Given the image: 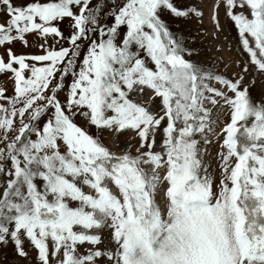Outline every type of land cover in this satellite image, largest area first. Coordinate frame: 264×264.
Listing matches in <instances>:
<instances>
[{"label":"snow or ice","instance_id":"snow-or-ice-1","mask_svg":"<svg viewBox=\"0 0 264 264\" xmlns=\"http://www.w3.org/2000/svg\"><path fill=\"white\" fill-rule=\"evenodd\" d=\"M258 79L264 0H0V264H264Z\"/></svg>","mask_w":264,"mask_h":264},{"label":"rangeland","instance_id":"rangeland-1","mask_svg":"<svg viewBox=\"0 0 264 264\" xmlns=\"http://www.w3.org/2000/svg\"><path fill=\"white\" fill-rule=\"evenodd\" d=\"M206 28H208L209 27V25H208V22H207V18L205 19V25H204ZM196 27V25H195V23H193V24H191V25H189V29L191 30V29H194ZM229 39H231V36L229 37ZM204 47H205V49H206V51H205V56L206 57H211V56H213V55H215V52H214V50H207L210 46L207 44V43H205V45H204ZM233 47V51L231 52V53H227L226 55H232V56H235L236 55V53H235V51H234V49H235V45H233L232 46ZM18 51H23V49H17ZM29 50H32V49H29ZM261 90H264V80H260V79H258L257 80V83H256V88L254 89V91L255 92H260ZM213 151H215V148H213ZM8 255H9V258H11V252L9 251V253H8Z\"/></svg>","mask_w":264,"mask_h":264}]
</instances>
